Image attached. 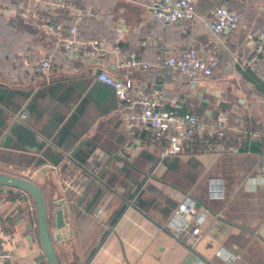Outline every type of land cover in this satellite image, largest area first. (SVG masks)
Instances as JSON below:
<instances>
[{
	"label": "crops",
	"instance_id": "obj_1",
	"mask_svg": "<svg viewBox=\"0 0 264 264\" xmlns=\"http://www.w3.org/2000/svg\"><path fill=\"white\" fill-rule=\"evenodd\" d=\"M23 1L0 0V171L41 189L60 263L264 264V187H248L264 155V55L254 41L264 0H197L195 21L170 27L143 0L77 1L97 14L80 30L111 48L107 72L157 94L169 111L209 125L228 116V151L198 141L170 157L161 156L167 141L153 130L129 133L125 104L98 80L100 68L55 49V32L73 25L69 13L36 5L23 20ZM222 7L241 22L215 34L208 22ZM216 46L218 67L197 83L160 65L169 50ZM45 57L54 61L48 80L38 72ZM130 59L155 67L118 68ZM13 197L0 196V251L18 256L12 264H47L34 200L18 189ZM190 203L201 229L193 243L167 228Z\"/></svg>",
	"mask_w": 264,
	"mask_h": 264
},
{
	"label": "built area",
	"instance_id": "obj_2",
	"mask_svg": "<svg viewBox=\"0 0 264 264\" xmlns=\"http://www.w3.org/2000/svg\"><path fill=\"white\" fill-rule=\"evenodd\" d=\"M77 1L49 0L42 3L41 0H24L20 4L22 6L19 11L23 20H28L30 11H33L36 5L50 7L54 10H65L69 13L73 25L66 31L61 30L62 33L55 32L53 41L55 49L62 51L67 59H79L87 65L101 69L98 80L113 88L118 98L125 104L122 110H124L129 133L136 134L144 129L153 130L157 138L167 141L162 157L178 156L185 147L198 141L211 152L228 151V141L233 128L229 125L227 115L221 114L214 124L209 125L194 114L169 111L157 94L136 87L129 78L121 79L107 72L105 68L112 53L111 48L102 38L88 39L82 35L80 30L81 25H84L89 18L97 17V14L91 9L80 8ZM143 2L152 18L161 21L165 27L178 23H193L197 16V0H143ZM240 22L239 14L222 7L212 13L208 28L215 34H222L227 30H237ZM254 41L257 47L256 54L264 55V27L254 35ZM160 65L171 68L188 77L193 83H197L200 77H212L219 65V50L217 46L206 51L194 48L169 50L165 53ZM154 67L155 65L137 59L120 60L118 64V68L122 70L148 71ZM53 71V58L42 59L38 68L40 76L48 80ZM23 117L26 118L27 115ZM213 137L217 138V144L211 142ZM230 150L234 151L233 148ZM258 177V179L249 180L250 189L256 190L258 187H264V155ZM194 209V203L181 206L167 226L178 238L195 237L188 239L192 243L197 242L201 234L199 219L191 216ZM16 261H18V256L14 253L0 251V263L12 264Z\"/></svg>",
	"mask_w": 264,
	"mask_h": 264
},
{
	"label": "water",
	"instance_id": "obj_3",
	"mask_svg": "<svg viewBox=\"0 0 264 264\" xmlns=\"http://www.w3.org/2000/svg\"><path fill=\"white\" fill-rule=\"evenodd\" d=\"M17 189L32 197L36 204L37 232L47 264H61L50 232L49 212L41 189L29 179H23L0 171V196L8 195V197L13 199V190ZM55 219L56 229L62 230L66 226L64 212L57 210ZM33 227L34 225H31L30 228L33 229ZM57 239H60V235L57 236Z\"/></svg>",
	"mask_w": 264,
	"mask_h": 264
}]
</instances>
